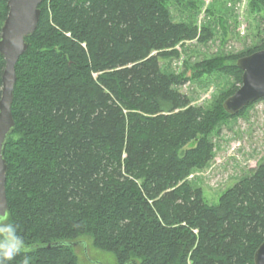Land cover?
Masks as SVG:
<instances>
[{"label": "trees", "instance_id": "obj_1", "mask_svg": "<svg viewBox=\"0 0 264 264\" xmlns=\"http://www.w3.org/2000/svg\"><path fill=\"white\" fill-rule=\"evenodd\" d=\"M264 5V0H256ZM170 0H43L16 64L8 219L29 250L9 264H77L82 236L117 264H255L264 242V161L210 205L188 177L214 158L240 57L219 70L232 89L191 104L188 78L161 67L183 40L212 37L174 21ZM9 12L0 0V36ZM206 31V34L204 32ZM206 62L200 66L205 67ZM5 60L0 54V96ZM264 99V98H263ZM191 145L186 151L184 147Z\"/></svg>", "mask_w": 264, "mask_h": 264}, {"label": "rangeland", "instance_id": "obj_2", "mask_svg": "<svg viewBox=\"0 0 264 264\" xmlns=\"http://www.w3.org/2000/svg\"><path fill=\"white\" fill-rule=\"evenodd\" d=\"M168 6L174 21L206 28L212 37L181 41L175 47L179 55L162 58L161 67L186 72L188 80L179 90L190 97L192 105L212 108L233 84L231 76L220 72V65L229 62L227 57L258 45L264 37V5L256 0H170ZM204 61L206 65L201 67ZM211 136L213 160L194 170L188 179L200 186L206 202L214 205L229 187L264 161V99L220 122ZM74 247L77 264H117L114 254L97 249L87 236L74 241Z\"/></svg>", "mask_w": 264, "mask_h": 264}, {"label": "water", "instance_id": "obj_3", "mask_svg": "<svg viewBox=\"0 0 264 264\" xmlns=\"http://www.w3.org/2000/svg\"><path fill=\"white\" fill-rule=\"evenodd\" d=\"M43 0H8L9 12L2 25L0 54L5 60L0 96V211L9 205L6 194L8 164L4 157L8 136L15 127L12 114L14 87L17 81L16 64L27 51V38L38 26ZM237 65L243 70L241 86L223 103L229 114H237L249 104L264 98V49L242 56ZM74 246V243H72ZM255 264H264V242L254 254Z\"/></svg>", "mask_w": 264, "mask_h": 264}, {"label": "clouds", "instance_id": "obj_4", "mask_svg": "<svg viewBox=\"0 0 264 264\" xmlns=\"http://www.w3.org/2000/svg\"><path fill=\"white\" fill-rule=\"evenodd\" d=\"M28 251L17 227L9 221L7 211H0V264H9ZM22 264H30V257L24 255Z\"/></svg>", "mask_w": 264, "mask_h": 264}]
</instances>
